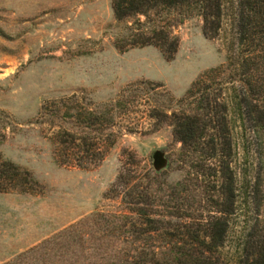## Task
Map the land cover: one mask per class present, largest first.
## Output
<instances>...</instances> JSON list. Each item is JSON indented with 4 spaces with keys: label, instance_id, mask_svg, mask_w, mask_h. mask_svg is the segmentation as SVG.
I'll return each instance as SVG.
<instances>
[{
    "label": "trees",
    "instance_id": "obj_1",
    "mask_svg": "<svg viewBox=\"0 0 264 264\" xmlns=\"http://www.w3.org/2000/svg\"><path fill=\"white\" fill-rule=\"evenodd\" d=\"M110 8L123 22L120 51L150 45L169 59L174 28L196 17L202 35L220 41L224 62L179 98L162 88L165 105L146 95L161 84L144 80L98 110L73 95L42 105L53 161L88 168L123 133L165 124L183 174L166 183L122 164L103 193L117 209L95 211L3 264H264V0H110ZM37 186L0 159V191Z\"/></svg>",
    "mask_w": 264,
    "mask_h": 264
},
{
    "label": "rangeland",
    "instance_id": "obj_2",
    "mask_svg": "<svg viewBox=\"0 0 264 264\" xmlns=\"http://www.w3.org/2000/svg\"><path fill=\"white\" fill-rule=\"evenodd\" d=\"M123 32L110 0H0V159L27 170L38 185L32 193L0 191V264L95 211L117 209L118 200L103 193L122 164L153 170L158 149L165 158L159 179L181 178L179 143L165 124L123 133L88 168L53 161L47 123L38 122L42 105L73 95L98 110L142 80L161 84L146 95L165 105L225 59L220 41L205 38L196 17L174 28L178 45L169 59L150 45L118 50Z\"/></svg>",
    "mask_w": 264,
    "mask_h": 264
},
{
    "label": "water",
    "instance_id": "obj_3",
    "mask_svg": "<svg viewBox=\"0 0 264 264\" xmlns=\"http://www.w3.org/2000/svg\"><path fill=\"white\" fill-rule=\"evenodd\" d=\"M151 165L154 171H157L165 165V158L162 151L158 149L153 150L151 154Z\"/></svg>",
    "mask_w": 264,
    "mask_h": 264
}]
</instances>
